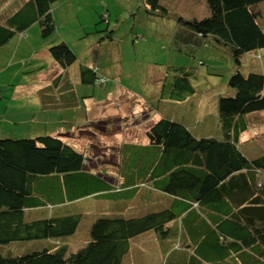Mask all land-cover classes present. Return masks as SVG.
<instances>
[{
	"label": "trees",
	"instance_id": "obj_1",
	"mask_svg": "<svg viewBox=\"0 0 264 264\" xmlns=\"http://www.w3.org/2000/svg\"><path fill=\"white\" fill-rule=\"evenodd\" d=\"M59 1L17 0L6 19L0 20V47L35 22L43 37L51 34L55 30L52 7ZM144 1L151 9H167L162 0ZM205 1L208 15H176V19L202 38L229 48L235 69L226 79L224 93L218 94L216 104L193 128L184 117H172L168 111L146 131V143L121 146L128 152L126 158L121 155L123 183L132 186L135 194L139 185L149 189L159 198L157 203L141 211L97 215L89 226V240L67 251L59 236L76 230L79 215L47 212L45 217H30L31 210L47 204L63 206L67 201L43 202L36 197V184L43 182L47 191L59 194L81 191L68 200L94 199L96 210L98 202L126 190L125 185L110 183L103 172L85 166V153L60 132L0 137V245L15 240L51 241L30 250L12 244L7 252L0 251V264H127L124 255L131 248V238L147 231L158 238L162 256L144 264H264V153L251 158L239 145L241 133L250 127L246 115L264 110V73L240 69L244 54L263 55L260 5L264 0ZM108 37L112 39L109 31ZM49 52L62 67L76 58L66 42L50 46ZM193 70L187 65L165 66L158 101L186 109L183 101L196 93L190 81ZM80 76L92 82L94 67L83 66ZM211 116L219 123V136L210 131ZM106 205L105 210L125 206L116 201Z\"/></svg>",
	"mask_w": 264,
	"mask_h": 264
},
{
	"label": "rangeland",
	"instance_id": "obj_2",
	"mask_svg": "<svg viewBox=\"0 0 264 264\" xmlns=\"http://www.w3.org/2000/svg\"><path fill=\"white\" fill-rule=\"evenodd\" d=\"M70 1L73 4H66L59 8V2H56L52 7V10L57 8L53 11V17L58 21L64 20V23L59 22L51 34L43 37L39 24L35 22L25 31L27 37L25 40L29 44H33L31 51H37V53L44 49V44L52 46L66 42L76 56L75 61L85 60L84 62H86L89 59L92 66L99 63L107 65L109 58L113 55V47L119 50L121 47L119 41L124 40L122 41L124 50L122 48L121 72H117L112 63L113 76L107 72L104 74L103 68L97 65L98 67L94 69L96 74L94 80L90 83L81 80L82 88L76 92L79 95L90 94L92 85L100 90H105V87L109 86L107 89L109 91L113 88L112 83L121 84V80H124L131 88L127 91L131 93L128 95L116 93L106 105H99L100 112L90 116L92 117L89 122L91 124L85 127L87 129L85 135L79 139L78 135L71 138L75 147L85 153L86 166L103 172L107 181L119 185L121 158L122 156L126 158L128 155V152L121 146L129 142L147 141L146 131L156 118L151 112H145L148 107L147 102L140 101L139 95L143 94L145 87L156 85L157 82L161 83V71L165 70V66H192L194 72L190 81L195 86L196 93L200 97H206V111H208L207 109L216 104L218 94L224 93L225 87H227L225 86L226 79L234 72L235 65L231 52L226 46L216 44L210 37H203L200 42H195L182 34L181 28L185 27L179 24L176 15L204 17L208 11L205 10L204 3L207 4L205 0H186L188 2L181 6L179 5L180 0H162L161 4L167 8L166 11L161 8L151 9L144 0ZM16 2L17 0H0V8H4L0 10V14L3 15L11 11ZM71 5H74V11ZM260 22L264 26V17L260 19ZM108 31L112 39L108 37ZM18 35L19 33H15V37ZM49 37L55 41L44 43ZM108 39L112 41L109 48ZM186 42H188L187 45ZM90 46L93 48L87 52L86 49ZM27 51L26 48L20 52V60L7 57L0 61V128L2 127L0 137H34L37 136L35 134L38 133L39 128L45 133L52 132V129L56 130L59 121L62 120L64 125L66 115L65 111L63 114L61 112L63 110L69 112L68 109L72 106V102L68 100L72 95H69V90L65 87L59 88L56 95L54 89L45 90L43 89L45 85L38 86L41 83L39 80L47 79L45 76L37 78L46 73V70L27 72L28 69H32L28 67L29 52ZM256 53L248 52L243 55L240 66L243 72L264 70V54L261 56L262 58H258ZM145 68H148L147 75ZM145 76L148 81L144 80L147 83L143 85ZM97 94L99 92L95 93V98H98ZM46 104H51V107L58 104L62 108H56L55 105V108L42 109L41 106ZM177 106L173 104V107L168 108L165 105L164 108L172 112V117L176 115L182 118L183 115L188 114L187 109H183L182 106L175 108ZM33 112L36 113L34 119L32 118ZM201 119L202 117H200ZM211 119L213 120L214 117L211 116ZM246 119L250 127L241 133L239 145L242 152L252 158L264 153V110L251 112L246 115ZM218 127L217 121H211L210 131L215 136L216 134L220 135ZM93 157H96L97 160L91 161ZM36 186L38 187L36 197L41 198L45 203L57 199L67 201L63 206L47 204L41 209L31 210L28 213L30 217H45L47 212L53 216L70 213L79 215L76 230L71 234L59 236L60 244L66 245L67 251L75 250L89 240V226L97 215L104 212L123 213V211H117L121 209L105 210L108 205L102 201L98 202L99 210H96V203L93 202L94 199L90 201L91 198H81L78 201L68 200L81 191L73 190L59 194V191H47L43 182ZM152 200L156 202L159 198ZM152 200L142 202V205H152ZM135 201L137 200L134 198L128 208L130 211L134 210L132 206H139V202ZM185 228H187L186 225ZM157 239L152 231L131 238V249L125 253L124 260L127 261V264H143V262L161 257L162 251L156 245ZM49 240L10 241L1 244L0 251L7 252L4 250H10L12 244H20L22 249H35L40 246H48L51 242ZM164 242H167V239Z\"/></svg>",
	"mask_w": 264,
	"mask_h": 264
},
{
	"label": "crops",
	"instance_id": "obj_3",
	"mask_svg": "<svg viewBox=\"0 0 264 264\" xmlns=\"http://www.w3.org/2000/svg\"><path fill=\"white\" fill-rule=\"evenodd\" d=\"M174 1V0H171ZM22 2V1H21ZM188 2L186 0H180L179 1V5H183V3ZM206 2V1H205ZM200 3V2H198ZM66 4H73L70 0H61L59 1V8H62V6L66 5ZM21 5V4H20ZM78 5L80 6V3L78 2ZM175 5L176 2H175ZM204 5L206 6L205 10L207 9V14H209V8L208 5L204 3ZM73 8V11L75 10L74 5H71ZM260 8L262 9V18L264 17V1L261 3ZM57 9L54 8L52 10V16H54L53 11ZM172 9H175L174 7H172ZM204 9V6H203ZM0 10H3L2 8H0ZM203 10V11H205ZM69 12V11H67ZM70 13V12H69ZM178 13V12H177ZM9 14V12L5 13V14H0V20H4L6 19L7 15ZM71 14V13H70ZM54 18V17H53ZM55 28L57 26V24L60 23H64V20H60L58 21V19H55ZM34 24V23H33ZM31 24V25H33ZM30 25V26H31ZM29 26V27H30ZM26 28L21 34H19L18 36L15 37L12 36L11 39L4 44L3 46L0 47V61L1 60H5L8 58H12V59H17L20 60V52L24 51L26 48L28 49L27 52H29L27 59L29 60V65L28 67H31L32 69H28L27 72H31L33 70H40L44 69L46 70V73L40 75L39 77H37L38 79L41 76H45L47 79L46 80H39L41 83L38 85H45L43 89L47 90L49 88L54 89L56 95L58 93L59 88L65 87L67 90H69V95H72V97L68 98V100L70 102H72V106L68 109L69 112H67L66 110H63L61 112V114H63V112L65 111V122L64 125L62 124V120L59 121V123L56 125V130L52 129L51 133H58L60 132V134L62 135V137L64 139H66L67 142H70L72 145L73 142H71V138L72 136L78 135V139L79 137H83L85 135V132L87 131V129L85 127L86 126V122H90L92 120V117L97 113H99V109L98 106L99 105H106L113 97L114 94L118 93V95L121 93L123 95H128L131 92L127 91V89H131L128 87V85L126 84V82L124 80H121V84H118V82L116 83H112L113 84V88H111L109 91H107L108 87H105V90H100L99 88L95 87L94 85H92L91 88V93L87 94V95H79L76 91L81 89L82 86V82H81V76H80V72H81V68L83 66H92L90 64V60H86V62L83 61H75L72 62L71 64H69L66 67H62L59 62H57V60H55L51 54L49 53V48L51 45H47L44 44V49L41 50L40 52L37 53V51H31L33 49L32 45L33 44H29L25 38L26 37V33L25 31L27 29ZM182 29V34L186 35L189 39L194 40L195 42H200L202 39V37L196 33H194V31L190 30L189 28L185 27V28H181ZM25 33V34H24ZM51 40L55 41L53 38L49 37L46 39V41L44 43H49ZM109 40V44H108V48L109 46L112 44V41L110 39ZM65 41V40H64ZM124 40L119 41V43L121 44L120 49H114L113 47V55H112V59L109 58L107 65H101L98 61L99 64H95V67L101 66L103 68V73L105 74V72L109 73L110 75L113 76V70H112V66L111 64L113 63L115 65L116 71L117 72H121L122 70V52L124 50V43L122 42ZM127 42V41H125ZM188 42H186L187 45ZM8 44H10V46H8ZM8 48V49H6ZM93 48V47H92ZM91 46L87 47L86 51L88 52V50L92 49ZM106 48V46H105ZM123 48V50H122ZM31 51V52H30ZM263 54H264V48H262ZM85 58V56H84ZM262 58V57H260ZM95 62V63H96ZM98 65V66H97ZM94 67V66H93ZM261 72H264V70H260ZM145 72L146 75L148 74V68H145ZM161 74H163V71H161ZM160 75V74H159ZM162 76V75H161ZM160 76V77H161ZM90 77V75H89ZM160 79V78H159ZM144 80H147V77L145 76L143 78V85H145L147 82H144ZM51 83V84H50ZM90 83V82H88ZM158 84H153V86H149V87H145L144 88V92L143 94L141 93L140 96V101L141 100H145V103L148 105V107L146 108L145 112H151L152 114L155 115V119L154 122L157 121L161 116L164 115H168V109H165L164 106H168L171 107V105H167L166 103L168 102H159L158 101V89H159V85L160 83L157 82ZM50 84V85H49ZM41 91V90H39ZM99 92L98 98H95V93ZM206 97H200V95H198L197 93H195L193 96L187 98L185 101H183L184 103V107L188 110V114L183 115V117L186 119V123L187 125H190L192 128L196 125L200 123V117H202V119L204 118L206 111ZM216 98V97H215ZM160 103V104H159ZM62 104V103H60ZM169 104H173V103H169ZM176 104V103H174ZM51 104H46V105H42V109H50V108H62L60 105L55 104L52 105V107L50 106ZM173 106V105H172ZM151 110V111H150ZM164 114V115H163ZM113 115V114H111ZM63 117V116H61ZM32 118H36V113L33 112L32 114ZM197 128L199 126H196ZM2 130V127L0 128V131ZM48 130V129H46ZM50 130V129H49ZM41 129H38V133L37 134H42L45 133V131H41ZM35 134V135H37ZM142 142V143H146ZM136 143V142H135ZM75 146V145H74ZM120 169H121V164H120ZM121 174V173H120ZM124 179L123 176L121 174V181L119 183L123 185H125L126 190L121 189V191L113 193V196L109 195L108 199L106 202H104V204L106 205L107 203L110 205H114V202L116 201L117 203L123 204L125 205L123 209V212H130V210L128 209L131 204L133 203V199L135 198L137 201L135 202H139V206H132V208L134 209L132 212L134 211H141L144 206L142 205V202H148L152 199L157 200V198L155 197L156 195H154V192L150 191L149 189H143L141 187V185H139L140 187L137 188V193H132V186H128L125 183H123ZM119 194V195H118ZM140 194V195H139ZM118 195V196H117ZM153 204H156V202H154L152 200ZM217 213V211H216ZM217 221V220H216ZM131 249V248H130ZM145 262H143L144 264Z\"/></svg>",
	"mask_w": 264,
	"mask_h": 264
},
{
	"label": "clouds",
	"instance_id": "obj_4",
	"mask_svg": "<svg viewBox=\"0 0 264 264\" xmlns=\"http://www.w3.org/2000/svg\"><path fill=\"white\" fill-rule=\"evenodd\" d=\"M94 69H95V66H94ZM117 148L119 149V147H117ZM118 152H119V150H118ZM118 152H117V154H118ZM92 160H95V161H96L97 158H96V157H93V158H91V161H92ZM84 162L87 163V161H86V155H85ZM85 166H86V165H85ZM103 177L105 178V174H104V173H103ZM105 179H106V178H105Z\"/></svg>",
	"mask_w": 264,
	"mask_h": 264
}]
</instances>
